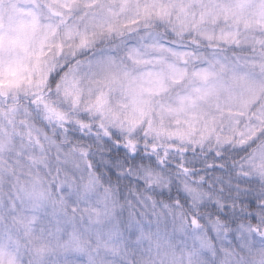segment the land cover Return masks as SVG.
I'll return each mask as SVG.
<instances>
[{"label":"clouds","instance_id":"obj_1","mask_svg":"<svg viewBox=\"0 0 264 264\" xmlns=\"http://www.w3.org/2000/svg\"><path fill=\"white\" fill-rule=\"evenodd\" d=\"M0 264H264V0H0Z\"/></svg>","mask_w":264,"mask_h":264}]
</instances>
